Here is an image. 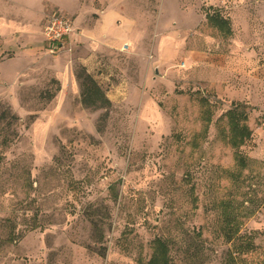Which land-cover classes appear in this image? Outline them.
Listing matches in <instances>:
<instances>
[{
  "label": "rangeland",
  "instance_id": "1",
  "mask_svg": "<svg viewBox=\"0 0 264 264\" xmlns=\"http://www.w3.org/2000/svg\"><path fill=\"white\" fill-rule=\"evenodd\" d=\"M82 70L108 110L82 105ZM156 238L170 264H264V0H0V264H147Z\"/></svg>",
  "mask_w": 264,
  "mask_h": 264
},
{
  "label": "trees",
  "instance_id": "2",
  "mask_svg": "<svg viewBox=\"0 0 264 264\" xmlns=\"http://www.w3.org/2000/svg\"><path fill=\"white\" fill-rule=\"evenodd\" d=\"M207 23L216 28L224 36H231L233 33L230 20L223 16L220 11L210 6L206 10L205 14ZM77 78L81 81V103L84 107L89 109H109L112 105L110 98L107 96L104 89L96 81V79L88 73L86 70H82L77 73ZM8 112L3 115L6 117ZM17 119V116H13ZM227 122V132L225 134L226 141L234 149L235 160L239 167H245L247 164V158L240 152L241 146L251 138L252 130L248 125V105L243 102H232V106L224 114ZM106 119V114L102 118V121ZM207 121H210L208 118ZM208 123V122H207ZM233 215L226 214L224 216L225 227L223 230L224 238L231 242L239 233L237 222ZM236 229V230H233ZM242 247L249 250L253 247L250 239L241 241ZM153 252L147 262V264H170L169 258V246L160 239L156 238L153 241ZM229 264H239L237 258L231 255L229 257Z\"/></svg>",
  "mask_w": 264,
  "mask_h": 264
},
{
  "label": "built area",
  "instance_id": "3",
  "mask_svg": "<svg viewBox=\"0 0 264 264\" xmlns=\"http://www.w3.org/2000/svg\"><path fill=\"white\" fill-rule=\"evenodd\" d=\"M73 32L71 19L62 12L50 14L44 23L43 34L52 44H58Z\"/></svg>",
  "mask_w": 264,
  "mask_h": 264
}]
</instances>
